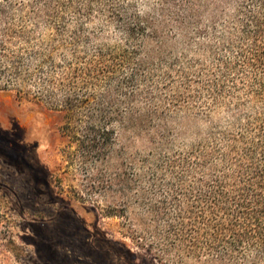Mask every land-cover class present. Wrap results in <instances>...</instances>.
<instances>
[{
	"label": "trees",
	"instance_id": "16d2710c",
	"mask_svg": "<svg viewBox=\"0 0 264 264\" xmlns=\"http://www.w3.org/2000/svg\"><path fill=\"white\" fill-rule=\"evenodd\" d=\"M0 91L153 261L264 264V0H0Z\"/></svg>",
	"mask_w": 264,
	"mask_h": 264
},
{
	"label": "rangeland",
	"instance_id": "374dc122",
	"mask_svg": "<svg viewBox=\"0 0 264 264\" xmlns=\"http://www.w3.org/2000/svg\"><path fill=\"white\" fill-rule=\"evenodd\" d=\"M61 124L60 115L0 91V260L158 264L122 234L120 219L80 199L83 175L68 168Z\"/></svg>",
	"mask_w": 264,
	"mask_h": 264
}]
</instances>
